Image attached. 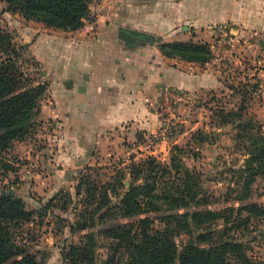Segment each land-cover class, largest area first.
Listing matches in <instances>:
<instances>
[{
	"label": "rangeland",
	"instance_id": "1",
	"mask_svg": "<svg viewBox=\"0 0 264 264\" xmlns=\"http://www.w3.org/2000/svg\"><path fill=\"white\" fill-rule=\"evenodd\" d=\"M256 1L264 3V0ZM5 9L6 4L0 0V28L9 32L15 43L23 47L19 49L22 71L30 77H37L39 66L30 53L39 50L33 46L43 28L40 23L27 21L20 14ZM239 46L245 47L246 44L238 42L237 49ZM210 50L211 60L207 64L212 71L218 67L220 72L223 70L219 76L222 89L204 96L197 95L196 110L190 117L185 114L189 108L187 105H181V110L179 106H172L176 116L170 121L161 100L160 129L169 124L164 135L159 129L149 137L125 144V154L113 155L100 165L86 169L58 170L50 175V181L45 182L43 179L48 171L43 162L55 155V144L51 139L55 123L41 120L39 115L34 130L23 141L13 142L11 148L0 155V196L10 192L24 201L28 211L34 212L33 220L22 224L15 232V239L23 251L18 259L33 256L45 264H68L62 252L79 246L86 235H93L96 240L94 264H101L110 256L112 245V241L100 235L101 225L71 231L86 208L87 187L83 186L80 195H76L79 175L97 188L99 198L102 187L116 183L120 169L126 170L133 161L139 162L147 157H154L163 165L169 164L175 146L181 149L178 157L189 170L191 181L206 194V203L199 209L222 212L234 208L236 212L232 219L241 212L242 217L234 224L231 222L225 226L219 221L217 227L220 231L227 228L230 235L244 243L251 259L264 258V214L255 217L238 211L251 204L264 209V155L258 162L260 173L250 186L249 197L241 199L245 195L244 171L248 153L255 145L264 148V95L258 92L260 86L264 89V80L255 76L264 72V54L255 52L251 46L238 53H219L215 40L211 42ZM125 185H129L127 180ZM110 199L115 201L112 194ZM149 217L159 220L158 214ZM155 227H162L159 221ZM187 239L182 236L176 242L180 246Z\"/></svg>",
	"mask_w": 264,
	"mask_h": 264
},
{
	"label": "crops",
	"instance_id": "2",
	"mask_svg": "<svg viewBox=\"0 0 264 264\" xmlns=\"http://www.w3.org/2000/svg\"><path fill=\"white\" fill-rule=\"evenodd\" d=\"M92 17L91 33L89 22L73 32L41 24L33 46L39 50L30 53L47 84L41 120L55 123V155L43 162L45 182L58 170L100 165L127 153L125 144L155 134L165 91L197 99L222 89L219 67L212 71L208 64L167 59L160 43L215 40L219 53L251 46L264 54V3L256 0H116L99 6ZM121 30L136 36V43L120 41ZM224 36L232 47L224 46ZM238 42L246 46L237 49ZM255 76L264 80V72Z\"/></svg>",
	"mask_w": 264,
	"mask_h": 264
},
{
	"label": "trees",
	"instance_id": "3",
	"mask_svg": "<svg viewBox=\"0 0 264 264\" xmlns=\"http://www.w3.org/2000/svg\"><path fill=\"white\" fill-rule=\"evenodd\" d=\"M6 11L20 14L27 21L42 24L48 29L73 32L86 23H93V0H2ZM19 49L13 36L0 28V155L13 142L23 141L36 127L40 102L47 84L22 71ZM159 51L167 59L191 64H207L211 60L207 43H160ZM254 145V143H253ZM249 152L244 171L243 190L247 199L250 186L259 172L258 162L264 148L255 145ZM181 149L173 147L169 164H161L154 157L133 161L126 170L120 169L116 183L100 189L80 176L76 195L86 190V208L71 231H83L101 225L100 235L112 241L110 256L101 264H264L247 256L244 243L237 241L229 230L220 231L217 223L228 226L240 219L233 218L234 208L222 212L200 210L206 194L191 181L189 170L179 159ZM256 164V165H255ZM78 176V177H79ZM129 185H125V181ZM110 194L115 201L110 199ZM238 211L260 217L264 209L251 204ZM158 214L159 220L149 217ZM34 212L26 209L23 200L5 193L0 196V264H45L33 256L23 255L15 239L22 224L33 220ZM134 218H137L136 220ZM124 220L122 223H119ZM159 221L161 228H156ZM248 219H245L247 222ZM264 235V233H263ZM186 236L180 246L176 239ZM95 236L86 235L79 246L62 252L68 264H94Z\"/></svg>",
	"mask_w": 264,
	"mask_h": 264
},
{
	"label": "built area",
	"instance_id": "4",
	"mask_svg": "<svg viewBox=\"0 0 264 264\" xmlns=\"http://www.w3.org/2000/svg\"><path fill=\"white\" fill-rule=\"evenodd\" d=\"M114 1L116 0H93L92 6H91V11H92L91 15L95 16L97 14V9L99 6L110 5ZM86 29L88 33H91L93 31V24L88 23L86 25ZM223 43L225 47L230 48L232 47L233 41H231V39H229L228 36H224ZM263 90L264 89H262V87L260 86V89L258 90L259 94L264 95ZM262 98H264V96H262ZM163 99H164L163 106L165 107V110H166L165 112L169 113L170 115L169 121L175 120V116H176L175 113L172 112V109H173L172 106H178L180 104L187 105V107H189L185 113L187 117H190L191 115L195 113L196 99L193 96H187L184 93L167 90L165 91V95ZM168 127H169V124L167 123L165 127L160 129V132L164 135L169 130Z\"/></svg>",
	"mask_w": 264,
	"mask_h": 264
},
{
	"label": "water",
	"instance_id": "5",
	"mask_svg": "<svg viewBox=\"0 0 264 264\" xmlns=\"http://www.w3.org/2000/svg\"><path fill=\"white\" fill-rule=\"evenodd\" d=\"M118 38L120 41L128 44V45H134L138 38L134 35H131L127 31L121 30L118 34ZM147 44V40L144 39V42L141 43L142 46H145Z\"/></svg>",
	"mask_w": 264,
	"mask_h": 264
}]
</instances>
